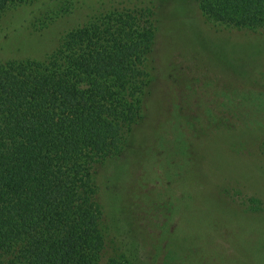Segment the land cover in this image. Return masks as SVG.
<instances>
[{
    "label": "trees",
    "instance_id": "trees-1",
    "mask_svg": "<svg viewBox=\"0 0 264 264\" xmlns=\"http://www.w3.org/2000/svg\"><path fill=\"white\" fill-rule=\"evenodd\" d=\"M44 1L0 0V39L16 9L41 8ZM53 1L50 14L30 21L38 25L40 46L0 60V264H154L146 239L132 245L129 255L113 231V206L132 198L161 201L170 217L188 216L214 238L234 221L257 235L264 232L226 204L231 197L221 189L229 180L215 179L211 172L212 155H228V137L253 124L263 126L264 106L253 100L256 89L224 95L232 128L208 130L192 140L170 121L157 133H141L144 75L154 36L151 7H142L141 0ZM196 1L202 18L241 29L264 28V0ZM79 8L86 12L78 21ZM53 26L51 38L42 39ZM251 111L258 116L251 117ZM225 132L230 135L224 137ZM185 139L195 143L199 154L190 171ZM128 145L130 155L141 149V165L152 172L149 191L141 185L149 177L132 172L126 178L122 156ZM260 147L264 149L263 141ZM112 163L114 172L109 171ZM231 187L235 193L237 187ZM115 188L121 194L113 195ZM105 194L110 197L103 201ZM209 207L234 221L226 228L215 224ZM260 235L257 246L256 238L235 240L249 252L247 264H264V233Z\"/></svg>",
    "mask_w": 264,
    "mask_h": 264
},
{
    "label": "rangeland",
    "instance_id": "rangeland-1",
    "mask_svg": "<svg viewBox=\"0 0 264 264\" xmlns=\"http://www.w3.org/2000/svg\"><path fill=\"white\" fill-rule=\"evenodd\" d=\"M84 1L90 5L95 0ZM54 3L53 0H45L41 8L31 4L12 13L6 37L0 39V60L18 58L21 49L30 51L40 46L35 33L38 25L35 20L30 21L44 12L50 14L52 11L49 8ZM141 6L151 7L154 22L149 73L144 75L147 92L141 105L143 115L138 127L141 133H157L158 127L170 121L181 127L192 140L202 137L208 130L232 128L234 118L225 108L224 95L248 86L256 89L253 100L264 106V28L241 29L221 25L205 16L202 18L196 0H141ZM79 10L76 12L78 21L86 12L85 8ZM55 31L53 26L52 31L41 35L42 39H50ZM254 112H250L251 117L258 116ZM241 120L238 118L235 121L239 124ZM241 131L237 130L233 137H228L226 157L212 155L214 164L211 172L215 179L229 180L226 183L230 185H223L221 189L224 191L226 188V194L231 197L226 204L234 206L240 217L246 215L244 221H250L264 231V149L260 147L264 142V123L263 126L253 124L251 129ZM228 135L225 132L224 137ZM137 137L140 144L141 135ZM129 146L122 156L125 157L122 165L126 167V178L130 179L134 173L139 174L141 179L149 177L141 182L144 190L149 186V191L152 172L143 162L141 165V149L135 148V154L130 155ZM183 147L187 170L190 171L199 163V154L195 143L188 139L184 140ZM115 165L112 163L109 171L114 172ZM231 186L237 187L235 193ZM123 189L131 192L130 188ZM114 194H121L120 188H115ZM109 197L105 194L103 201ZM151 200V203L144 199L134 202L132 198L112 208L113 231L118 242L124 244L122 250L129 255L133 253L132 245L144 238L149 242V253L155 257L154 264H247L250 261L249 252L239 242L236 245L235 240L242 237L254 240L257 233L247 227L242 228L229 215L206 208L217 225L226 228L228 221L235 222L222 237L214 238L206 230L195 226L190 217H170L168 208L161 201ZM156 201L159 205H155ZM262 233H258L255 246L260 242L258 236ZM127 242L128 245H125ZM115 248L119 250L118 243ZM139 252L141 254V249ZM179 253L180 256L176 257ZM144 255H147L145 250Z\"/></svg>",
    "mask_w": 264,
    "mask_h": 264
}]
</instances>
